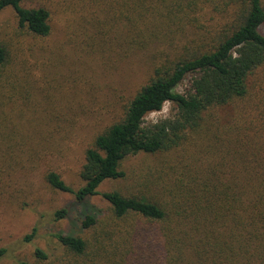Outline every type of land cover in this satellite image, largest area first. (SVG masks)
I'll use <instances>...</instances> for the list:
<instances>
[{"label":"trees","instance_id":"1","mask_svg":"<svg viewBox=\"0 0 264 264\" xmlns=\"http://www.w3.org/2000/svg\"><path fill=\"white\" fill-rule=\"evenodd\" d=\"M25 1L0 0V14L11 10L17 25L0 36V206L46 157L23 108L34 89L24 56L28 43L51 35L54 10ZM48 1L78 18L83 48L98 60L116 66L153 50L151 78L85 150L83 185L74 190L42 170L75 203L100 195L108 205L106 215L80 218L81 233L54 235L58 264H264V0ZM165 103L174 106L168 117L145 122ZM50 112L51 129L59 120ZM139 154L161 157L141 179L143 191L99 193L124 179L128 158ZM34 258L48 263L42 249Z\"/></svg>","mask_w":264,"mask_h":264},{"label":"rangeland","instance_id":"2","mask_svg":"<svg viewBox=\"0 0 264 264\" xmlns=\"http://www.w3.org/2000/svg\"><path fill=\"white\" fill-rule=\"evenodd\" d=\"M44 5H52L54 10L52 33L47 39L32 40L26 45L25 50L31 48V56L25 52L24 58L29 61L27 66L34 89L28 96L24 94L26 107L23 108L32 126H37L32 127V131L37 141L42 140L40 146L46 157L41 167L16 181L14 197L10 203L0 206V248L6 250L0 264H33L36 248L47 254V264H58L63 250L54 235L81 233L80 218L84 214H107L108 205L100 195L89 199L83 207L75 203L72 195L51 189L43 179L42 170L55 171L74 190L80 188L83 182L79 172L84 164L85 150L98 133L121 116V107L152 76L153 50L126 58L116 66L106 58L98 60L99 56L93 53L92 56L83 48L78 18L70 14L65 16L48 0L23 3L25 8ZM16 26L11 10L0 14L1 37L7 38L14 33ZM261 33L264 34V27ZM70 36L78 42L71 44ZM54 108L59 123L50 129V119L56 120L50 116ZM173 109L171 103H165L161 111L147 115L145 122L166 118ZM227 111L217 109L214 113L224 116ZM160 160L161 157L145 154L129 157L124 167L125 178L104 182L99 193L143 191L141 179ZM60 209L68 212L66 218L58 220L54 213ZM32 229L36 230L34 239L24 242V236Z\"/></svg>","mask_w":264,"mask_h":264}]
</instances>
